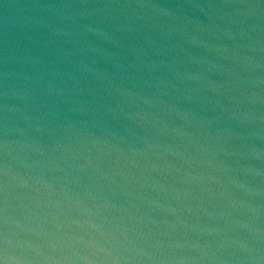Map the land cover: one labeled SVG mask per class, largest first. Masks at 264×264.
<instances>
[{"label": "water", "instance_id": "water-1", "mask_svg": "<svg viewBox=\"0 0 264 264\" xmlns=\"http://www.w3.org/2000/svg\"><path fill=\"white\" fill-rule=\"evenodd\" d=\"M5 251L264 264V0H0Z\"/></svg>", "mask_w": 264, "mask_h": 264}, {"label": "clouds", "instance_id": "clouds-1", "mask_svg": "<svg viewBox=\"0 0 264 264\" xmlns=\"http://www.w3.org/2000/svg\"><path fill=\"white\" fill-rule=\"evenodd\" d=\"M93 31H96V30H93ZM4 256H5V259H4V264H7V259H8V256H7V254H6V251H5V254H4Z\"/></svg>", "mask_w": 264, "mask_h": 264}, {"label": "snow or ice", "instance_id": "snow-or-ice-1", "mask_svg": "<svg viewBox=\"0 0 264 264\" xmlns=\"http://www.w3.org/2000/svg\"><path fill=\"white\" fill-rule=\"evenodd\" d=\"M0 264H3V261L2 260H0Z\"/></svg>", "mask_w": 264, "mask_h": 264}]
</instances>
